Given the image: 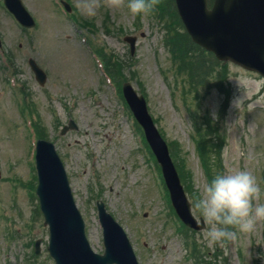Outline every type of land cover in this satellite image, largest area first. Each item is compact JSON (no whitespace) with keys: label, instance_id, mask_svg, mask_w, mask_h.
Wrapping results in <instances>:
<instances>
[{"label":"rangeland","instance_id":"obj_1","mask_svg":"<svg viewBox=\"0 0 264 264\" xmlns=\"http://www.w3.org/2000/svg\"><path fill=\"white\" fill-rule=\"evenodd\" d=\"M29 1L31 7L33 0ZM165 2L176 11L174 0ZM33 4L40 14L34 12L35 30L16 29L5 17L0 28L3 48L12 56L5 54L10 57L5 64L0 55V264H54L46 251L47 228L29 191L36 138L25 122L32 118L20 113L25 103L33 104L34 121L55 144L93 251L103 252L95 206L102 202L124 228L139 264H193L188 257L193 242L202 251L218 253L224 264H264V220H258L252 232L236 229L234 239L211 247L204 239L211 225L199 210L193 209V214L203 218L202 231L178 226L139 126L115 84L106 81L102 65L101 70L96 64L102 49L125 68L126 79L145 98L162 137L179 144V159L200 195L206 182L191 139L194 123L180 87L171 79L174 71L165 49L167 16L160 17L156 6L143 18L133 16L127 0H101L97 16L84 17L92 27L82 30L61 18L49 0ZM127 36L137 38L133 55ZM29 58L47 75L42 85L35 80ZM227 77L231 98L220 127L225 144L217 173L250 171L262 189L254 203L264 204V78L231 63ZM23 89L29 96L22 98ZM223 97L211 89L200 107L216 118ZM236 97H244L238 107L233 104ZM70 120L77 129L60 135ZM36 240H40L38 255Z\"/></svg>","mask_w":264,"mask_h":264},{"label":"water","instance_id":"obj_2","mask_svg":"<svg viewBox=\"0 0 264 264\" xmlns=\"http://www.w3.org/2000/svg\"><path fill=\"white\" fill-rule=\"evenodd\" d=\"M175 2L178 14L195 43L213 52L220 61H230L264 77V0H215L210 10L207 0ZM127 41L133 49L135 39ZM30 65L43 84V73L32 60ZM123 93L161 167L172 205L187 225L199 229L191 217L167 146L148 114L145 100L130 84L123 85ZM36 165L40 180L37 194L45 224L50 229L48 249L58 264H137L122 228L101 206L99 219L105 252L98 255L91 251L53 145L43 141L37 143Z\"/></svg>","mask_w":264,"mask_h":264},{"label":"trees","instance_id":"obj_3","mask_svg":"<svg viewBox=\"0 0 264 264\" xmlns=\"http://www.w3.org/2000/svg\"><path fill=\"white\" fill-rule=\"evenodd\" d=\"M165 1L169 0H157V4L161 15L170 18L166 29L170 35L168 42L172 44L174 84L175 87L180 85L184 95H190L186 97L187 100L182 99L194 123L192 140L195 143V151L206 179L210 180L221 169L220 154L225 144L224 130L220 127H223L231 98L227 65L219 64L211 54L190 42L177 21L175 11ZM211 89H217L224 96L216 119L212 118L209 110L203 111L200 107V101ZM169 147L184 184L191 190L192 175L184 161L179 159V144L172 141Z\"/></svg>","mask_w":264,"mask_h":264},{"label":"clouds","instance_id":"obj_4","mask_svg":"<svg viewBox=\"0 0 264 264\" xmlns=\"http://www.w3.org/2000/svg\"><path fill=\"white\" fill-rule=\"evenodd\" d=\"M157 0H127L133 16L144 17L152 13ZM101 0H78L77 7L85 18H94L101 7ZM244 97L233 100L235 107ZM257 178L248 170L217 173L204 186L194 201L204 220L211 225L204 239L209 247L234 239L240 232H252L258 220H264V204H256L261 194Z\"/></svg>","mask_w":264,"mask_h":264},{"label":"flooded vegetation","instance_id":"obj_5","mask_svg":"<svg viewBox=\"0 0 264 264\" xmlns=\"http://www.w3.org/2000/svg\"><path fill=\"white\" fill-rule=\"evenodd\" d=\"M5 1H8L9 4L15 2V0H0V28L3 26L2 23H3L4 17H5L7 19V21H9L11 23L12 26H17L18 28H20L22 31H24L26 33H28L29 31H33L34 29L28 30V29H25V28H21L18 25V22L15 19L14 15L8 10V8H6ZM20 1L22 2L24 7L26 8V10L30 13V15L33 16V18L37 22V18L36 17L38 15L40 16V14H38V12L35 10V9H37L36 5L33 4L35 0H33V3H32L31 7L27 6V3L30 2L29 0H20ZM58 1L60 3L64 4V7L68 11L71 12V15L74 13V16H71V18H70L71 21H78L79 18L82 17V15H81L78 7H77L78 0H58ZM49 4H53V0H49ZM34 12L37 14V16H36V14ZM1 21H2V23H1ZM1 37H3V36L0 34V42H3Z\"/></svg>","mask_w":264,"mask_h":264}]
</instances>
